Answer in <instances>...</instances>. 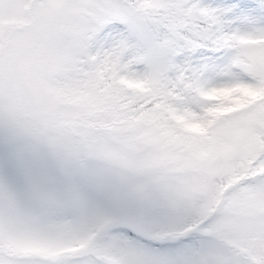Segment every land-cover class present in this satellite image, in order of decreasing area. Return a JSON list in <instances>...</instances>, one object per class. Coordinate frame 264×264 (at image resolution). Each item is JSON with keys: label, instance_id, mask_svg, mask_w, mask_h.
<instances>
[{"label": "snow or ice", "instance_id": "6c2138e0", "mask_svg": "<svg viewBox=\"0 0 264 264\" xmlns=\"http://www.w3.org/2000/svg\"><path fill=\"white\" fill-rule=\"evenodd\" d=\"M0 264H264V0H0Z\"/></svg>", "mask_w": 264, "mask_h": 264}]
</instances>
